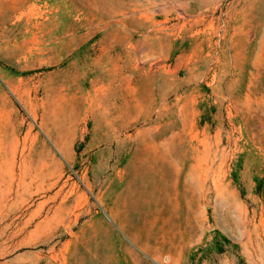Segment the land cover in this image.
Here are the masks:
<instances>
[{"label": "rangeland", "instance_id": "1", "mask_svg": "<svg viewBox=\"0 0 264 264\" xmlns=\"http://www.w3.org/2000/svg\"><path fill=\"white\" fill-rule=\"evenodd\" d=\"M0 264H264V0H0Z\"/></svg>", "mask_w": 264, "mask_h": 264}]
</instances>
